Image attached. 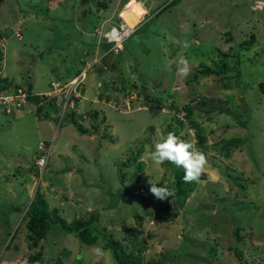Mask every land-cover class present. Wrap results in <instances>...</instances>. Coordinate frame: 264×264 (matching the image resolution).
Masks as SVG:
<instances>
[{
    "label": "rangeland",
    "instance_id": "1",
    "mask_svg": "<svg viewBox=\"0 0 264 264\" xmlns=\"http://www.w3.org/2000/svg\"><path fill=\"white\" fill-rule=\"evenodd\" d=\"M170 1L0 0L5 78L26 89L29 83L35 94L64 79L65 91L61 105L57 97L46 102L56 115L42 119L44 106L10 114L0 107V264H29L30 256L40 264H117L104 249L110 237L135 264H264V93L257 86L264 81V0H178L156 17ZM116 24L135 31L121 53L105 58L102 33ZM251 35L249 49L229 50ZM181 53L191 65L186 79L176 75ZM78 68L83 90L74 98L67 81L77 71L67 76ZM169 131L207 157L194 192L170 212L157 203L170 197L157 199L149 180L174 194V171L183 169L144 156L157 133ZM41 143L50 144L51 157L40 165L33 158ZM37 191L54 222H89L97 214L96 243L56 225L31 242L23 217ZM95 245L106 255L96 256Z\"/></svg>",
    "mask_w": 264,
    "mask_h": 264
},
{
    "label": "trees",
    "instance_id": "2",
    "mask_svg": "<svg viewBox=\"0 0 264 264\" xmlns=\"http://www.w3.org/2000/svg\"><path fill=\"white\" fill-rule=\"evenodd\" d=\"M177 1L178 0H172L164 6L165 7L164 9H161V10L159 9V11L156 13V17L159 14H161L166 8L175 5ZM100 5L105 6V3H100ZM245 18H248V17H245ZM230 32L231 31H227L224 33L225 43H229L233 39ZM2 36H3V33H0V37H2ZM253 42H254V36L251 35L250 39L248 41L244 40L239 44L235 43L234 44L235 46L231 47V49L229 48V50L234 51V49L236 48V45H237L236 49H238V55H239L241 52V49H249V47L253 44ZM93 47H95V46H93ZM100 49H101V52H104V51L106 52L108 49V46L104 43V40L100 44ZM91 51H94V49L91 50V48H89L87 50V52H85V55H86V53L90 54ZM110 55H113V54L108 53L104 57H108ZM238 55H236V56L234 55L237 59V63L239 62L238 61ZM227 56H229V55L228 54L223 55V58H227ZM82 64H85V62L82 61ZM113 67H114V64H112V66L109 67L110 68L109 71L111 69H113ZM208 70L211 72L210 69L205 68L206 72H204V73H208L207 72ZM74 72H76V74L73 76V78L76 77L77 75H79V73L81 71H80V69H79V71L78 70L71 71V73L67 76V78L70 77V75ZM64 76L66 77V75H64ZM70 78H72V77H70ZM197 78H198V75L197 74L194 75V80H196ZM113 79H112V81H113ZM54 81H60L63 83L64 79H56ZM51 82H53V81H51ZM113 86L117 87L115 84ZM257 86L259 87L260 92L264 93V81L258 82ZM26 87H27L28 91L32 90L31 85L29 83L26 85ZM113 89L116 90L117 88H113ZM120 89H123V87H120ZM37 103H38V98L36 96L29 98V104L37 105ZM41 108L36 107V110L38 111L37 113H39ZM149 108H151V105H149ZM1 109H2V107H1ZM183 110L185 112V115H184L185 118L188 120V122L192 125L193 129L195 130V137L197 139L198 145L199 146L205 145V138L199 134L197 125L193 121H191V119H190L191 109H189V107L184 106ZM76 130H78L79 133H82V134L87 133V131L80 129L79 126L76 127ZM45 146L47 147L49 145H45ZM37 153L39 154L40 152L38 151ZM137 155H140L139 151H138ZM39 157H40L39 155L36 156V159H38ZM34 163H35V160H34ZM124 163L126 164L127 162H124ZM166 163L170 166L173 165V164H170L168 162H166ZM33 167H35V166H33ZM138 169L140 171V167H138ZM63 170H65V169H63ZM35 173L37 174V169H35ZM183 175H184L183 170H175L174 171V175H173L174 182L172 185V187L175 188L174 194H173L174 197H170L169 199H167L163 202L157 201V203L159 204V206L161 208H164L163 206H165L168 209L170 207H172L174 209L179 210L184 206L186 199L190 196V194L192 192H194V189L196 187L195 182L185 183L183 180ZM122 191L123 190L120 189L118 192H122ZM128 194L131 195L132 190L128 191ZM137 194H138L140 200H142V199L146 200V197H148V195H144L142 193V191L141 192L139 191ZM56 212H57L56 209L51 210V213H53V214H56ZM169 212H170V209H169ZM23 220H26V227L28 230L27 237L34 244H37L39 241L45 240L47 233L50 230L52 225L58 226L64 232H66L68 234L75 235L80 241H82L84 244H86L88 246L94 245L98 239V236H97L96 231L94 229V226L97 223V214L89 222L74 223V224L72 222V224H67L65 222V220H63V219H60L58 221L55 220V222H54L51 219V214L48 211L47 202L43 199L42 193L39 191L36 192V196L29 203V205L25 211ZM163 220H161L160 222H162ZM56 221H57V223H56ZM104 242H105L104 249H109L112 251L113 257L117 261V264H135V262L137 260L136 256L131 253L129 255V257L126 258L125 257L126 254L124 253V246L120 242L113 241V239L111 237ZM36 261H37V258L35 256H30L28 258L29 264H35ZM40 263H42V262L37 261V264H40ZM54 264H62V262L57 261Z\"/></svg>",
    "mask_w": 264,
    "mask_h": 264
},
{
    "label": "clouds",
    "instance_id": "3",
    "mask_svg": "<svg viewBox=\"0 0 264 264\" xmlns=\"http://www.w3.org/2000/svg\"><path fill=\"white\" fill-rule=\"evenodd\" d=\"M115 26L118 25L116 24ZM133 29L135 31V28ZM104 33H102V40H104V43L108 46V49L105 52V56H106L108 53H112V52L109 51L111 45L107 44L105 38L103 37ZM189 46L190 45L188 44L187 41L183 42L181 45L183 49H187ZM122 51H123V44H122V49L119 53H121ZM175 63L177 66L176 67L177 77L180 79H186L187 77H189V75L191 74V65H190V61L186 58V56L183 55L182 53L178 54V58L175 61ZM0 70H1L0 83H7L14 85L18 84V81H11L5 78L2 66H0ZM77 77L78 75L72 78L70 81H68V84ZM54 82L60 84L58 81H53V83ZM51 83L52 82H50V87H51ZM81 90L83 89L81 88ZM30 92L33 93V91ZM33 95L38 98L39 95H44V94L33 93ZM45 105L46 103L42 104L41 106H45ZM41 106L38 107L41 108ZM38 155L41 156L40 153ZM36 156H34L33 158L34 160H36ZM144 156L147 157L155 166H161L164 165L166 162H168L170 164L175 165L177 168H182L184 171L183 180L185 183H192V182L199 183L201 176L205 172V168L207 165L206 154L202 150L197 148L193 143L181 139L180 136H178L174 131H169L166 134H159L158 132L154 145L145 146ZM149 184L151 185L150 188L151 193L157 199L165 200L168 197H174L173 193L169 190V188L165 184L163 187H157L156 185L158 183L155 182L154 179L149 180ZM92 251L96 256L106 255L104 249L101 248L99 245L93 246Z\"/></svg>",
    "mask_w": 264,
    "mask_h": 264
},
{
    "label": "built area",
    "instance_id": "4",
    "mask_svg": "<svg viewBox=\"0 0 264 264\" xmlns=\"http://www.w3.org/2000/svg\"><path fill=\"white\" fill-rule=\"evenodd\" d=\"M134 33V29H128L125 25L120 24L119 26H111L110 29L103 34V37L106 40L107 44H110V50L112 53H119L122 49L123 42L129 38ZM1 75V70H0ZM83 79V78H82ZM81 82V78L77 77L76 79L72 80L69 83V96H73L74 98H80L79 90L81 92V87L79 86V83ZM55 83H51L52 90L44 95L38 96V104L37 106H41L42 104L46 103L47 101H50L51 99L57 97L58 101L57 103H62L63 94L65 91H63V88L56 89L55 86H53ZM33 93L28 91L25 87H18L14 84H7V83H0V106L2 107V110H7V114H10L12 110H18L28 107L29 105V98L33 97ZM62 96V97H61ZM44 99V101H43ZM83 99V97H81ZM71 101L70 99H66V104H69ZM73 104V101H72ZM61 105V104H60ZM50 146H45L44 143H41L38 151L40 152L41 156L35 160V162L38 164H42L46 161V158L50 157Z\"/></svg>",
    "mask_w": 264,
    "mask_h": 264
},
{
    "label": "crops",
    "instance_id": "5",
    "mask_svg": "<svg viewBox=\"0 0 264 264\" xmlns=\"http://www.w3.org/2000/svg\"><path fill=\"white\" fill-rule=\"evenodd\" d=\"M155 2L158 3V0H155ZM72 78H70L68 81H70ZM47 106H52V107L49 108ZM53 109H55L54 104L53 105L52 104L45 105L44 108L41 111V114H40V117L39 118L42 119L44 116L46 117L48 113H50L51 116L56 115V113L53 112L54 111ZM35 121H36L35 118L32 117V123H34L37 126L39 124V122L35 123ZM54 163L57 165V168L56 169L57 170H60V168H59L60 167V161H59V163L57 161H55Z\"/></svg>",
    "mask_w": 264,
    "mask_h": 264
},
{
    "label": "bare ground",
    "instance_id": "6",
    "mask_svg": "<svg viewBox=\"0 0 264 264\" xmlns=\"http://www.w3.org/2000/svg\"><path fill=\"white\" fill-rule=\"evenodd\" d=\"M128 29H133V28H135V26H131V25H128V26H126Z\"/></svg>",
    "mask_w": 264,
    "mask_h": 264
}]
</instances>
